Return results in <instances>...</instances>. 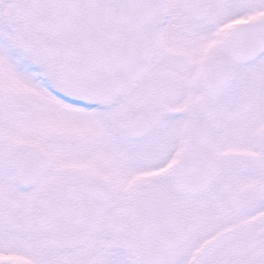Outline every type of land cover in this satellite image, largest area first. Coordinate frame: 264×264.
<instances>
[{"label":"snow or ice","instance_id":"obj_1","mask_svg":"<svg viewBox=\"0 0 264 264\" xmlns=\"http://www.w3.org/2000/svg\"><path fill=\"white\" fill-rule=\"evenodd\" d=\"M0 264H264V0H0Z\"/></svg>","mask_w":264,"mask_h":264}]
</instances>
